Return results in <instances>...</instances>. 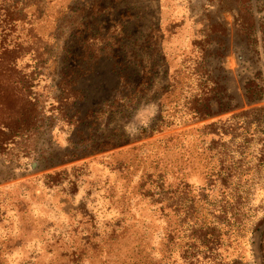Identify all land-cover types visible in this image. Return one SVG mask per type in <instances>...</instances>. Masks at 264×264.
Returning <instances> with one entry per match:
<instances>
[{"label":"rangeland","instance_id":"1","mask_svg":"<svg viewBox=\"0 0 264 264\" xmlns=\"http://www.w3.org/2000/svg\"><path fill=\"white\" fill-rule=\"evenodd\" d=\"M263 17L0 0V264H264Z\"/></svg>","mask_w":264,"mask_h":264},{"label":"trees","instance_id":"2","mask_svg":"<svg viewBox=\"0 0 264 264\" xmlns=\"http://www.w3.org/2000/svg\"><path fill=\"white\" fill-rule=\"evenodd\" d=\"M252 23L254 24V26L256 27L257 22L256 20H253ZM258 29H259V33L261 34V43L264 47V17L262 18L260 24H258ZM254 26H252V28H255ZM9 72V75H5L6 80L4 81V83H0V111L1 114L6 113H12L13 110L16 111L18 110L16 108V101H21L23 102L25 105L22 109V111L20 113V116H18V120H22V115L24 113L25 109H29L32 110L33 105L35 104H31V102L28 100V96L25 93H19V92H15L14 88L12 87V80H11V72L9 70H7ZM20 96V97H19ZM247 96L249 98V101H254V100H261L264 96V87H258L257 85L254 84H249V87L247 89ZM14 97H18L16 99H14ZM10 99L8 102L7 100ZM16 115V114H14ZM17 116V115H16ZM11 125V123H10ZM7 131L9 132H13V129L11 127H7Z\"/></svg>","mask_w":264,"mask_h":264}]
</instances>
